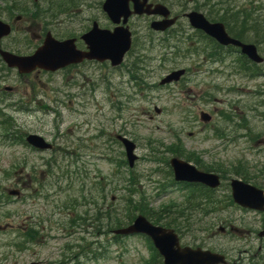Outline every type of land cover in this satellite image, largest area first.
Masks as SVG:
<instances>
[{
    "label": "rangeland",
    "instance_id": "1",
    "mask_svg": "<svg viewBox=\"0 0 264 264\" xmlns=\"http://www.w3.org/2000/svg\"><path fill=\"white\" fill-rule=\"evenodd\" d=\"M96 1L87 0L90 6V9L87 11L88 14H98L95 6ZM245 1L233 0L235 7L236 5L243 6ZM261 2L264 3V0H261ZM187 3H189L187 9L193 8V0H188ZM78 10L79 8L76 10L77 13H80ZM19 15L22 16L20 13L16 16ZM0 19L5 20L2 18V15ZM10 19L13 21L16 18ZM15 21L16 27H19L21 24L24 26V23L40 27L36 22H26L35 21L33 18L23 19L22 16V19L20 18ZM149 54L150 56L153 55L152 53ZM166 57L174 59L171 56ZM185 58L182 57L181 60L177 58L176 60L174 59L175 61L165 63L152 57L150 59V75L148 78L144 77L145 82L151 88L142 92L146 93L148 98L142 99L141 96H138L136 101H133L128 106V109H124L121 112L119 118L114 117L110 113H99L97 110V107H100L102 110L103 99L105 98L103 91H106L107 86L106 83L100 81V78L112 71L108 69L100 70L98 65H91V67L69 71L61 75L40 77V81L48 85L47 88L44 87V91H48V88L53 90L58 89L59 93L57 95L64 102L70 99V97L66 96L67 94L76 93L83 88L84 97L80 98L79 101L73 99V104L77 106L82 102L86 105V111L81 116H84L92 124L91 132H96V128H98L104 131L107 136H113L114 134H119L120 131V134L123 133L135 143L136 151L134 153L137 159L132 168H128L126 162L123 167L120 162H123L121 160L125 158L124 155H121L123 149L120 146H117L114 150L110 149L107 151L106 146H102V149H100L98 141L96 143L90 142V148H98V150H92L90 153L86 150V158L80 159L76 164L67 165V162L71 163V159L65 161L59 160V162L61 161L60 169H51L49 178L47 180L46 177L43 179V183L47 188V199L43 198V194H41L42 197L34 198V195L29 197L28 200L26 199V203H21L13 198H10V201L4 204L0 203V264H49L50 262L56 263L55 261L58 258L60 259L64 245L68 243L67 240L75 235L76 230L74 229L73 232L72 226L69 225H58L48 222L29 225L30 220H25L28 226L21 230L23 217H27L25 214H32L35 210V213L38 212L39 214H52V217L55 219L64 220L67 216L73 218L71 214L65 211L63 205L67 202V199L71 203V200L76 198L75 196L79 197V188L82 185V181L80 180L82 171H86L90 177H95L100 172L102 176L109 177V181H114V186L117 188L115 191L111 189V192L108 190L110 193L107 195L113 197L112 201L119 208L117 209L119 211L118 217L122 221L127 219V215L123 214L128 211L124 205V198L129 196V194L132 196L133 192L136 191L137 193L133 194L135 196L133 198L134 203H137L143 195L148 201L145 205L146 212L149 213V210H152L159 213V216H168V218L177 215L175 222L178 221V224L182 223L183 218H180L178 214L181 211L190 213L189 208L183 207L182 201L186 194L170 187L171 180L167 175L168 169L161 163L166 161L167 158L154 159L155 155L153 157L152 152L156 153L159 151L160 145L167 148L171 144L173 148H179L192 160L198 158L205 164H213L215 167L218 165L222 170H228L233 165L244 164L245 168L259 177L258 182L263 181L264 183V145L260 143V140H264V106H260L259 101L261 99L253 95L238 97L234 92H222L217 89L211 90L214 86L213 84L208 90L216 101L210 98L209 100L211 101L204 102L201 99V93L208 87L205 83L204 85L201 83V77L196 78L193 75V73L197 72L193 67H190L188 75H191L183 83L156 89L154 85L169 71L189 65L191 60L189 58V60H186ZM13 76V73L8 74V80L5 81L6 85L13 84ZM116 77L108 75V79L113 84L116 81ZM76 81H83V87L78 88L75 86ZM73 84L75 85L73 86ZM223 85V87H226L230 84L223 83ZM235 88H240V86H235ZM254 89L261 90L262 88L258 85L250 86V90L253 91ZM231 100H237L236 108L247 114L248 128L252 132L250 136L252 139L251 143L240 138L242 131L239 130L235 133H229L228 140L217 137L216 134H219L217 131L220 132V129L216 131L213 128L218 125L216 118L213 116L210 124H203L199 121L200 110L212 115L216 110H226V104ZM253 105H256L259 110L255 112L248 110L247 107ZM43 106L46 107L45 104ZM63 112L65 122L59 131L54 128L52 114L39 112L29 117L22 115V120L31 122V124L25 125L27 129L36 130L37 133L46 137L47 141L51 140V143H53V137L47 134L65 135L66 132L62 131L71 125L68 118L81 117L79 115H72L67 110ZM55 118L56 121H59L61 116L58 119L57 117ZM59 123L63 122L60 121ZM214 131L216 132L213 133ZM1 132L2 129L0 128V134ZM57 141L59 142V139ZM64 141H62V144H65ZM101 151L109 155H100L102 159L99 160ZM37 157V154L27 152L19 143H7L0 138V179L10 176V179L3 183L4 188L0 187L2 192L4 190L6 192L9 189L19 190L17 185L19 183L18 179H21L22 176L20 174L22 175L23 173L24 175L25 172H27L25 174V179L27 180L26 188H31L32 185L30 186V183L32 181L27 167L29 164H35V158ZM107 157L110 159L107 160ZM243 169V166L239 167V170ZM127 170L132 173L133 178H127L130 176ZM36 171L38 179L44 176V171H41V169H37ZM66 171L70 177V184H66V177L63 176ZM60 177L62 178L61 183L56 185L55 181ZM59 186L61 188L58 189ZM32 191L36 192L35 190ZM220 191L225 190L220 189ZM78 200H80V197L77 199V202ZM140 205L144 204L140 203ZM220 206L224 207V202ZM238 211L235 208H228L215 213L217 216L210 215L202 218V213L200 211L197 212V209H195L190 219L183 223L182 231H184L185 227H190L189 234L183 233L182 235L184 241L192 242V238H195L197 240L194 242L201 243L204 247H211L216 250L220 249L229 254L232 248L239 245L240 239L243 236L245 238L247 235V233L244 235L241 232L239 234L237 232L227 234L226 230L231 226V219H244L247 223L251 224L252 228L258 229L257 216L255 214H244L242 211ZM81 212L82 209L77 208V213ZM133 212L131 213L133 216L139 214L136 211ZM231 214L233 215L231 216ZM252 220L255 222H251ZM206 224L212 226H210L211 228L207 233L203 229ZM29 226L34 228L35 231L38 229L37 232L34 230L31 232V238L36 239L37 245H30L28 251L21 252L19 250L21 243L20 232L26 231ZM221 228H224V233L219 232ZM239 228H243V226L240 225ZM244 228L247 230L251 229L248 225ZM87 231L91 232L90 229ZM33 232L36 234L35 236ZM83 236H86V234ZM105 238L109 240L110 235H106ZM102 244L106 246L105 257L99 261L85 262L84 264H144L150 254L147 244L142 238H128L126 241L119 243H114L113 241H107L106 243L103 238ZM252 247L256 249L257 244L254 242Z\"/></svg>",
    "mask_w": 264,
    "mask_h": 264
},
{
    "label": "water",
    "instance_id": "2",
    "mask_svg": "<svg viewBox=\"0 0 264 264\" xmlns=\"http://www.w3.org/2000/svg\"><path fill=\"white\" fill-rule=\"evenodd\" d=\"M129 1L134 3V13H158L166 15L159 6H155L152 11L149 6L143 9L146 0H105L103 10L106 12L109 19L114 23H119V19L123 16L122 24L126 23L128 15L127 4ZM165 11V10H164ZM190 25L194 29L203 31L206 35L215 39L221 45H236L241 48V52L249 59L259 62L255 53V48L252 45H242L237 41L230 39L224 31V27L220 23H209L203 15L191 12L187 14ZM173 20L156 22L151 25L155 30H163L170 25ZM9 29L6 25L0 23V37L7 35ZM90 43L87 53H79L72 49V41L57 42L46 37L43 45L32 56L16 57L7 53H2L3 60L9 67H16L19 72H30L35 67L42 68L48 71H54L64 67L70 63H75L83 58L95 59L97 61L110 60L112 65L119 64L124 53L129 49L130 36L127 28L117 27L113 33L108 31H98L92 29L84 37ZM71 43V44H70ZM183 71H175L168 75L162 83L177 81ZM202 120H208L204 114L201 115ZM29 143L38 149H48L49 145L45 144L41 138L34 137L28 139ZM126 149V155L129 165L131 166L135 157L132 155L133 145L129 141L122 139ZM170 165L173 169L174 180L183 182H197L208 187L214 188L218 185V177L213 174L199 172L192 165L183 160L172 158ZM232 198L243 207H253L264 212V198L260 191L253 187L245 185L239 181H231ZM114 234H144L151 238L155 248L163 257V264H223V257L202 251L200 249L180 248L178 239L172 230L162 229L151 225L142 216H138L133 223L125 229L116 230ZM260 235H264V220L263 231Z\"/></svg>",
    "mask_w": 264,
    "mask_h": 264
},
{
    "label": "flooded vegetation",
    "instance_id": "3",
    "mask_svg": "<svg viewBox=\"0 0 264 264\" xmlns=\"http://www.w3.org/2000/svg\"><path fill=\"white\" fill-rule=\"evenodd\" d=\"M15 1L16 0H0V6H1L0 11H3L2 5L7 4L5 6L4 12H2V14H0V16L2 15V18H6L5 20H2V21L5 23H8L11 30L15 29L17 31V33L29 34L32 38L35 37V38L41 39L42 35L45 32L49 31L52 33L53 28L57 31H62L65 29V31H67V33L69 35L67 38H73L74 45H75L76 49L79 51H86L87 46L82 41L81 35L88 32L93 23H96L100 29H109L110 22H109L108 18H90V17L85 18V19L67 18L66 24L64 22L60 21L59 19L51 20L52 18H46V20L49 21L50 23L49 24L46 23L43 26L39 25L40 27L28 25L25 23H24V26H22V24H21L19 27H16V21L15 20H18L21 18L20 16H16V15L18 13L22 14V10L15 4ZM24 1L26 2L27 0H24ZM71 1L76 3V4H79L82 0H71ZM41 2L43 3V0H41ZM148 3H150L152 5H155L157 3L165 5L168 8V10L170 11V17H176L177 18L176 23L173 26V30H177V29L181 28V25L178 23L184 22L181 18H184L185 11L181 12L180 14H176L174 11V8L172 6H170L169 0H148ZM245 4L249 7L257 5V6H259L260 10H262L264 7V4L261 3L260 0H246ZM77 8H79L78 11L82 13L85 11V9L88 8V6H87V3H85V1H83L82 3L79 4V6ZM4 13L6 14V16H4ZM14 14H16V15L13 16ZM10 18H18V19H15L12 21ZM130 18H131L130 19V26L133 29L141 28L143 26L148 27L150 21L161 19V17L158 15H155V16H146V15L134 16L133 15ZM23 19H26V18H23ZM186 27L187 26H185L182 29V32L184 34L186 33ZM235 27L238 29V31H237V33H232L230 31H228L230 37H232V38L238 37V40H240V41L246 40L247 35L250 34L249 23L247 22V24H245V28L243 27V24H241L240 22ZM241 27H243L245 30L244 29L241 30ZM193 33H195V32H193ZM165 34L167 36L169 34V31L161 33L160 35H165ZM6 39L7 38L0 40V50H11V48L6 46L4 43ZM10 43L11 42H9V44ZM208 43H209V41L204 40V39L199 41V44L205 48L208 47L207 46ZM16 44L17 43H13V45H16ZM18 44H21V42H18ZM28 45H29L28 46L29 49L34 48L33 47L34 43H31V45L30 44H28ZM236 53H237V51H236ZM240 60L242 62L243 58L240 57ZM241 62L229 63L230 71L232 73H234V71L240 70ZM84 63L85 62H82L79 65L73 66L72 69L79 67V66H83V65H85ZM205 65H208L209 68L211 69L213 63L210 62V60H208L207 63H205ZM26 104H27V102L24 101L25 110L27 109ZM29 108H32V107H29ZM246 134L247 135L249 134V130H247V128H246ZM201 171H204V170H201ZM208 172H212V171H208ZM216 174L218 175V177L220 178L221 181H224L222 177H224L225 175L223 176L221 172H217ZM226 177L229 178V180L236 179V180H239L245 184L251 185V186L257 188L258 190H261L262 194L264 195V183H263V181H261L260 183L254 182L255 179H258V177L253 175V174L237 175V174L233 173L232 175L231 174L226 175ZM197 188L202 189V187H199V186ZM263 208H264V205H263ZM241 211L245 212V213L253 212V214H255L257 216L258 229L256 230L255 228H252L251 224L247 223V221H245L244 219H241V218H239L237 220L231 219V224H230L231 226L228 225L229 226V229H228L229 232L236 230L238 233L241 232L244 235H245V233H247V235H246L247 237L245 236V238H244V240L246 242V246L242 251L238 250L236 252V256H234V253H235L234 248L231 250V252L229 254L226 252H222L221 254L224 255L225 261L227 262V264H264V235L263 236L260 235V233L263 230L262 227H263V220H264V212L263 211H258V212L257 211H251L249 209H241ZM251 222H255V221L252 220ZM240 225H242L243 228H239ZM246 225L250 226L251 229H249V230L245 229L244 227ZM26 232L30 233L27 230H26ZM33 235L35 236L36 234L33 232ZM120 240H122V239H120ZM144 242L147 243V245L150 244L147 241H144ZM254 242L257 244L256 249L252 247V244ZM188 246L194 247L193 245H188ZM148 249H149L150 254H149V256H148V258L144 264H162L161 257L155 253L153 246H152V248H148ZM86 259L90 260L85 255L69 254V251H68L67 254L62 256L60 261H58L56 263H52V264H61V263L62 264H84L86 262Z\"/></svg>",
    "mask_w": 264,
    "mask_h": 264
},
{
    "label": "trees",
    "instance_id": "4",
    "mask_svg": "<svg viewBox=\"0 0 264 264\" xmlns=\"http://www.w3.org/2000/svg\"><path fill=\"white\" fill-rule=\"evenodd\" d=\"M207 3H208V6L210 7L209 9H207V13H206L207 17L211 18L212 21L218 20L224 23L226 26L227 25L228 26L232 25V27L237 26L239 22L244 24V22H248L250 20L249 18H252V16H254L252 14L255 12V9L250 8L248 10L241 9L237 13L236 12L232 13V10L230 8L231 7L230 3H227V7L219 5V2H215V0H207ZM254 17L259 18V16H254ZM237 18H245V19H237ZM258 24L259 23L257 20H251L250 29L259 30V28L257 27ZM243 27L245 28L244 25ZM215 130L217 131V129ZM216 131H214L213 133H215ZM216 135L221 136L220 134H216ZM165 153H170V154H174L178 156L183 155V152L179 148L178 149H175V148L165 149ZM185 158L188 161L192 160L187 155L185 156ZM206 170H209V169H206ZM129 175L130 176L127 177L128 179L133 178L131 174ZM109 179L110 178L107 179L105 177L98 176L96 183L93 184L92 186V191H89V193L82 196V201L79 205L82 206L84 210L82 212V216L78 217L77 220L75 221L73 220V223L75 226L77 225L78 222H80L82 225L90 226L93 230H96L97 232L101 230L109 231L116 227H120L124 223L130 222L131 219L133 218V214L131 213H134L133 211H136L137 213H140V214H143L149 217L154 223H157V224L162 223V225L166 227H171L175 229L179 234L181 233L189 234L190 227L189 226L185 227L184 231H182L183 229L182 226L184 222H187V220L190 219L192 212H194L195 209H197V207H198L197 212L201 210L200 212L202 213L201 214L202 218L207 217L210 214H213V211L217 209L216 197L210 194L209 191L208 192L203 191L202 196L199 198H196L197 204L195 205L191 213H185L184 211H181L178 214L180 218H183L182 223L180 222L178 224V221L175 222V220H177V215L173 216L172 218H168V217L163 218V216L158 217L156 214H152L150 211L148 213L145 211L146 210L145 205L147 204V201L144 198V196L142 195L140 200L137 203H134V200L132 196L130 195L124 198V201H125L124 205L128 209V211L127 213L123 214V215H127L126 216L127 219L122 221L118 217L119 211L117 209L119 208L115 206V203L112 202L110 197H108L109 195H107L110 193L108 192V190L111 191V189L115 190L117 188L116 186H114L115 184L114 181L113 180L109 181ZM201 200H208V204L206 205V202H200ZM140 203H143L144 205H140ZM131 210L132 212H130ZM202 218H200V220H202ZM203 229H208L209 231L208 226L207 228H203Z\"/></svg>",
    "mask_w": 264,
    "mask_h": 264
}]
</instances>
